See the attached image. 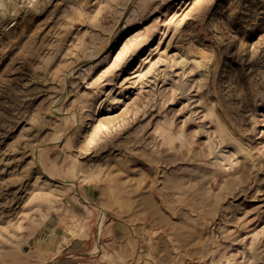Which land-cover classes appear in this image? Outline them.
<instances>
[{"label": "rangeland", "instance_id": "rangeland-1", "mask_svg": "<svg viewBox=\"0 0 264 264\" xmlns=\"http://www.w3.org/2000/svg\"><path fill=\"white\" fill-rule=\"evenodd\" d=\"M0 264H264V0H0Z\"/></svg>", "mask_w": 264, "mask_h": 264}]
</instances>
